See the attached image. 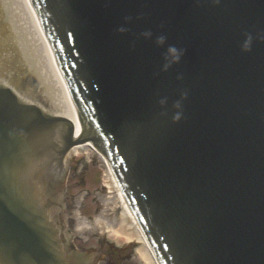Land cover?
Masks as SVG:
<instances>
[{
    "label": "water",
    "instance_id": "obj_1",
    "mask_svg": "<svg viewBox=\"0 0 264 264\" xmlns=\"http://www.w3.org/2000/svg\"><path fill=\"white\" fill-rule=\"evenodd\" d=\"M129 1L139 8L138 11L132 9L129 14L121 10L119 12L125 17L139 20L148 9L141 7L143 0ZM145 1L150 4L149 10L152 11L159 0ZM177 2L180 4L178 8L181 9L183 23L187 19H195L196 7L190 4L187 9V0H166L165 12L172 10ZM109 3L112 4V0ZM106 5L109 6L108 0ZM110 8L114 11L113 7ZM194 38L198 41L197 35ZM221 43L225 44L223 41ZM257 58L262 56L258 53ZM147 63L148 60L144 64ZM154 64L160 66L155 67L154 72L163 75L166 70L162 67L163 62ZM256 68L247 63L236 62L223 66L213 62L209 76L203 78L200 74L192 73L183 85L171 91L172 94L176 92L173 99L176 100L177 95L181 97V110L189 113V120L184 125L188 129V138L193 137V145L187 150L197 145L207 133L211 136L212 144L205 146L204 157L201 154L203 165L198 172L227 189L217 208L218 220L225 222L224 209L231 212L233 220L245 230L248 242L240 246L233 245L228 251L230 255L234 252V257L244 252L243 255L248 259L246 264H264V249L260 245H264V157L260 158L258 154L261 147L264 149V73L257 75ZM17 98L15 93L0 86V262L62 264L47 228L49 205L43 206L38 202L34 167L39 156L28 146L32 134L27 135L28 132L24 131L20 136V133L15 132L16 125L22 124L28 115L26 107ZM51 117L58 126L59 122L65 120V117H59L56 113L51 114ZM57 135L55 132L54 136ZM239 137L244 141L242 153L245 155L248 152L247 156H239L236 151L222 145V141L229 142L230 138L236 140ZM258 141L261 142L260 146ZM219 142L217 148L223 154L207 159ZM212 172L218 173L217 176ZM225 223H228V218ZM226 224H223V229ZM230 233L237 240L242 234L234 230Z\"/></svg>",
    "mask_w": 264,
    "mask_h": 264
},
{
    "label": "bare ground",
    "instance_id": "obj_2",
    "mask_svg": "<svg viewBox=\"0 0 264 264\" xmlns=\"http://www.w3.org/2000/svg\"><path fill=\"white\" fill-rule=\"evenodd\" d=\"M22 6L23 11L20 10L19 7ZM0 9L2 10L4 16L5 13L8 14V9L11 11V15L13 18V31H12V39L16 42L14 44L19 43L18 48L20 51L22 50L23 59H29V67L30 69L22 70V78L27 79L30 76V80L32 81L33 77L30 75L35 71L36 65L38 64L41 70L40 77L43 81V77L48 84L44 82L46 91L51 94V96L55 99L58 104V110L64 114L66 117L75 121L73 115V109L70 103L67 102L63 91L61 90L58 81L53 79V69L52 65L47 53V50L44 44L41 41V37L37 28H35L34 20L32 19V12L29 9H24L21 0H0ZM18 13V14H17ZM31 13V14H30ZM6 18V17H5ZM9 23H11V19H9ZM12 25V23H11ZM37 29V30H36ZM12 59L11 53L8 54L7 64L6 66L10 70L12 68ZM35 61L36 64H32L31 61ZM34 66V67H33ZM49 69L51 71H49ZM33 75V73H32ZM24 87V85H23ZM63 115V117H65ZM73 152L79 151L81 146L75 145L73 146ZM111 194L108 198H105L103 204L105 205H121V212L117 216H113V218H108L105 215H99L93 221L84 220L87 225L91 226H102L103 223H106L107 226H103L102 228H107L108 230H113L114 233L119 237V239H125L127 241L137 242L139 245L137 248V253H139L140 261L143 264H154L152 257L149 251L143 247V243L138 235L137 228L134 226L136 224L132 223L130 220V216L127 210L124 209V202L117 196L116 192H114L115 186H111ZM142 244V245H141Z\"/></svg>",
    "mask_w": 264,
    "mask_h": 264
},
{
    "label": "rangeland",
    "instance_id": "obj_3",
    "mask_svg": "<svg viewBox=\"0 0 264 264\" xmlns=\"http://www.w3.org/2000/svg\"><path fill=\"white\" fill-rule=\"evenodd\" d=\"M90 170H91L90 167H87V169H85L84 171H90ZM99 182H100L99 178L90 179V178H88L86 176V179H82V184L78 187V185L81 183V181L77 177L72 176L70 178V181H69V184L71 185V188H72L71 189V194L75 193V190H77L79 188H83V187H87L88 186L91 189V188H93L95 186H98ZM70 200H71V204H72L73 203V201H72L73 199L70 198ZM112 236H113V234H111V236H109V241L112 240V238H113ZM114 241H115V245H120V244H122L121 242L124 241V240L114 239ZM88 243H89V245H96V241L94 239L90 240ZM104 246H105V244L101 248H105ZM130 249L131 248H127L126 249L127 251L125 252V257H128L129 263L130 264L131 263L141 264L139 262V259L137 257H135V255L132 256V257L130 256ZM99 264H104V263H99Z\"/></svg>",
    "mask_w": 264,
    "mask_h": 264
}]
</instances>
